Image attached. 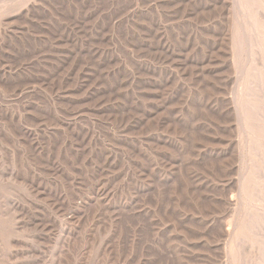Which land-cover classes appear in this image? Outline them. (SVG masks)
<instances>
[{
  "label": "rangeland",
  "instance_id": "374dc122",
  "mask_svg": "<svg viewBox=\"0 0 264 264\" xmlns=\"http://www.w3.org/2000/svg\"><path fill=\"white\" fill-rule=\"evenodd\" d=\"M247 1L0 0V264H264Z\"/></svg>",
  "mask_w": 264,
  "mask_h": 264
},
{
  "label": "bare ground",
  "instance_id": "6f19581e",
  "mask_svg": "<svg viewBox=\"0 0 264 264\" xmlns=\"http://www.w3.org/2000/svg\"><path fill=\"white\" fill-rule=\"evenodd\" d=\"M150 1H151V0H150ZM153 1H154V0H153ZM167 1H168V0H167ZM224 1H225V0H224ZM228 1H229V0H228ZM253 1H254V0H253ZM158 2H159V1H158ZM158 2H157V3H158ZM197 2H198V1H197ZM210 2H211V1H210ZM246 2H249V1H247V0H246V1H245V0H239V2H238V8H239V10H240V13H241V12H242L243 14H246V13H247L246 10H247L248 6H247ZM250 2H251V1H250ZM250 2H249V3H250ZM155 3H156V2H155ZM157 3H156V4H157ZM168 3H169V2H168ZM170 3H172V2H170ZM174 3H175V2H174ZM190 3H191V2H190ZM208 3H209V2H208ZM159 4H160V2H159ZM196 4H197V3H196ZM214 4H215V3H214ZM218 4H219V3H218ZM220 4H221V3H220ZM226 4H227V3H226ZM146 5H147V4H146ZM163 5H164V4H163ZM169 5H170V4H169ZM179 5H181V4L179 3ZM199 5H200V3H199ZM202 5H203V4H202ZM204 5H205V4H204ZM222 5H223V0H222ZM158 6H159V5H158ZM176 6H177V5H176ZM211 6H212V5H211ZM229 6H230V5H228V7L225 6V9L227 8V10H226L227 14H229V11H231V10H228ZM142 7H143V6H142ZM185 7H186V6H185ZM213 7H214V6H213ZM216 7H217V6H216ZM230 7H231V6H230ZM257 7H258V6H257ZM196 8H197V7H196ZM30 9H31V8H30ZM142 9H143V8H142ZM212 9H213V8H212ZM220 9H221V8H220ZM249 9H250V8H249ZM214 10H216V9H214ZM250 10H251V9H250ZM252 10H253V9H252ZM252 10H251V11H252ZM254 10H255V9H254ZM176 11H177V10H176ZM183 11H184V10H183ZM199 11H200V10H199ZM210 11H211V10H210ZM247 11H248V10H247ZM197 12H198V10H197ZM212 12H213V11H212ZM215 12H216V11H215ZM217 12H218V11H217ZM222 12H223V11H222ZM258 12L261 13L259 10H258ZM161 13H162V12H161ZM208 13H209V12H208ZM219 13H220V12H219ZM255 13H257L256 10H255ZM139 14H140V13H139ZM178 14H180V13H178ZM215 14H216V13H215ZM247 14H248V13H247ZM261 14H262V13H261ZM140 15L142 16V14H140ZM169 15H170V14H169ZM249 15L253 16V12H250ZM259 15H260V14H259ZM262 15H263V14H262ZM262 15H260V16H262ZM145 16H146V15H145ZM156 16H157V15H156ZM263 16H264V15H263ZM263 16H262L261 19H263ZM136 17H137V16H136ZM139 17H140V16H139ZM164 17H165V16H164ZM171 17H172V16H171ZM188 17H190V16H188ZM217 17H218V16H217ZM229 17H230V16H229ZM226 18H227V16H226ZM248 18H249V16H248ZM256 18H257V17H256ZM258 18H259V17H258ZM153 19H154V18H153ZM221 19H223V18H221ZM252 19H253V18H252ZM148 20H149V19H148ZM225 20H226V19H225ZM230 20H231V19H230ZM243 20H244V19H243ZM259 20H260V19H259ZM154 21H155V20H154ZM213 21H214V20H213ZM241 21H242V20H241ZM241 21H240V22H241ZM244 21H247L248 23L250 22L249 19H246V20H244ZM252 21H253V20H252ZM262 21H263V20H262ZM139 23H140V22H139ZM155 23H156V22H155ZM221 23H222V22H221ZM223 23H224V22H223ZM241 23H242V22H241ZM251 23H252V22H251ZM254 23H255V21H254ZM257 23H258V22H257ZM262 23H263V22H262ZM157 24H158V23H157ZM192 24H193V23H192ZM233 24H234V23H232V25H233ZM242 24H243V23H242ZM258 24H259V23H258ZM137 25H138V24H137ZM142 25H143V24H142ZM142 25H141V26H142ZM144 25H145V24H144ZM146 25H147V24H146ZM146 25H145V26H146ZM150 25H151V24H150ZM224 25H225V24H224ZM228 25H229V23H228ZM240 25H241V24H240ZM157 26H158V25H157ZM157 26H155V27H157ZM234 26H235V25H234ZM243 26H244V25H243ZM149 27H151V26H149ZM238 27H239V26H238ZM249 27H250V26H249ZM255 27H256V26H255ZM140 28H141V27H140ZM147 28H148V27H147ZM165 28H166V27H165ZM239 28H240V27H239ZM262 28H263V27H262ZM262 28H261V29H262ZM153 29H155L154 26H153ZM161 29H163V28H161ZM161 29H159V30H161ZM194 29H195V28H194ZM196 29H197V28H196ZM227 29H228V28H227ZM236 29H237V28H236ZM241 29H242V28H241ZM244 29H245V28H244ZM247 29H248V28H247ZM258 29H259V28H258ZM261 29H260V30H261ZM147 30H148V29H146L145 27H144V28L142 27L141 38H138V39H141V41H140L141 43H140L139 46H140L142 49H146V51H147V49H149V46H148V43H149V42H148L147 39H148L149 37H151V38L153 37V36H149V34L151 33L152 30L150 31V33H149ZM149 30H150V29H149ZM191 30H192V29H191ZM216 31H217V30H216ZM228 31H229V29H228ZM249 31H250V30H249ZM154 32L156 33L157 31L155 30ZM167 32H168V31H167ZM226 32H227V31H226ZM226 32H225V33H226ZM235 32H236V31H235ZM256 32H257V31H256ZM139 33H140V32H139ZM164 33H165V32H164ZM227 33H229V32H227ZM232 33H233V32H232ZM236 33L238 34V32H236ZM236 33H235V34H236ZM241 33H242V32H241ZM2 34H4V33H2ZM167 34H168V33H167ZM192 34H193V33H192ZM192 34H191V35H192ZM216 34H217V33H216ZM221 34H222V33H221ZM229 34H230V33H229ZM235 34H234V35H235ZM237 34H236V37H235L236 39L238 38V37H237ZM260 34H261V33H260ZM137 35H138V34H137ZM139 35H140V34H139ZM151 35H153V34H151ZM179 35H181V34L179 33ZM188 35H189V33H188ZM195 35H196V34H195ZM217 35H218V34H217ZM0 36H1V35H0ZM64 36H65V35H64ZM229 36H230V35H229ZM240 36H242V35H240ZM250 36H252V35L250 34ZM253 36H254V35H253ZM69 37H70V36H69ZM73 37H74V36H73ZM159 37H160V36H159ZM225 37H227V36H225ZM243 37H244V36H243ZM188 38H189V37H188ZM229 38H230V37H229ZM232 38H233V37H232ZM251 38H252V37H251ZM167 39H168V38H167ZM167 39H166V40H167ZM222 39H223V42H224V38H222ZM249 39H250V38H249ZM252 39L254 40V38H252ZM252 39H251L250 41H253ZM258 39H259V38H258ZM65 40H66V39H65ZM154 40H155V38H154ZM232 40H233V39H232ZM242 40H243V42L245 43L244 39H242ZM149 41H150V38H149ZM186 41H187V39H186ZM217 41H218V40H217ZM227 41H229V40H228V37H227ZM233 41H234V40H233ZM236 41H237V40H236ZM238 41H240L239 38H238ZM260 41H261V40H260ZM1 42H2V41H1ZM138 42H139V41H138ZM147 42H148V43H147ZM215 42H216V41H215ZM221 42H222V40H221ZM253 42H254V41H253ZM154 43H155V42H154ZM156 43H157V42H156ZM162 43H163V42H162ZM170 43H171V42H170ZM229 43H230V41H229ZM233 43H235V42H233ZM238 43H239V42H238ZM159 44H160V45H159ZM159 44L156 45V49H157L156 51H158V49H160V48L162 47L161 43H159ZM182 44H183V43H182ZM210 44H211V43H210ZM236 44H237V43H236ZM240 44H241V43H240ZM250 44H251V43H250ZM152 45H153V43H152ZM177 45H178V44H177ZM222 45H225V44H222ZM251 45H252V44H251ZM262 45H263V42H262ZM234 46H235V44L233 45V47H234ZM152 47H153V46H152ZM163 47H164V46H163ZM210 47H211V46H210ZM218 47H219V46H218ZM227 47H228V46H227ZM254 47H255V46H254ZM141 48H140V49H141ZM150 48H151V47H150ZM165 48H166V47H165ZM178 48H179V47H178ZM228 48H229V47H228ZM228 48H227V50H225V52H224L225 54H226V52L228 51ZM234 48H235V47H234ZM249 48H251V47H249ZM255 48H256V47H255ZM173 49H174V48H173ZM173 49H172V50H173ZM236 49H237V48H236ZM256 49H257V48H256ZM152 50H153V49H152ZM160 50H161V49H160ZM165 50H166V49H165ZM223 50H224V49H223ZM146 51H145V52H146ZM149 51H150V49H149ZM187 51H189V50H187ZM212 51H213V50H212ZM249 51H251V50H249ZM151 52H152V51H151ZM153 52H155V50H154ZM158 52H159V51H158ZM160 52H161V51H160ZM164 52H167V51H164ZM164 52H163V53H164ZM171 52H172V51H171ZM175 52H176V51H175ZM190 52H191V51H190ZM245 52H246V51H245ZM252 52H253V51H252ZM256 52H257V51H256ZM258 52H259V51H258ZM258 52L256 53L257 55H258ZM247 53H248V52H247ZM254 53H255V50H254ZM259 53H260V52H259ZM144 54L147 55L146 53H144ZM158 54H159V53H158ZM187 54H188V53H187ZM191 54H192V53H191ZM214 54H215V53H214ZM235 54H236V52H235ZM249 54H250V53H249ZM262 54H263V56H264V53H262ZM138 55H139V54H138ZM148 55H149V54H148ZM151 55H152V54H151ZM154 55H155V54H154ZM170 55H171V54H170ZM218 55H219V54H218ZM251 55H252V53H251ZM140 56H141V55H140ZM155 56H156V55H155ZM155 56H154V57H155ZM157 56H158V55H157ZM179 56H180V55H179ZM186 56H187V55H186ZM215 56H216V55H215ZM222 56H223V55H222ZM229 56H230V53H229ZM263 56H261V58H262ZM148 57H149V56H148ZM154 57H153V58H154ZM170 57H171V56H170ZM181 57H182V56H181ZM183 57H184V56H183ZM196 57H197V56H196ZM211 57H212V56H211ZM251 57L253 58V56H251ZM257 57H258V56H257ZM149 58L151 59L152 57H149ZM155 58H157V57H155ZM158 58H159V56H158ZM158 58H157V59H158ZM190 58H191V57H190ZM194 58H195V57H194ZM215 58H216V57H215ZM215 58H214V59H215ZM227 58H228V57H227ZM247 58H248V57H247ZM254 58H255V57H254ZM108 59H109V57H108ZM143 59H144V58H143ZM161 59H162V58H161ZM185 59H186V58H185ZM217 59H218V58H217ZM257 59H259V57H258ZM153 60H154V59H153ZM187 60H188V59H187ZM196 60H197V59H196ZM222 60H223V58H222ZM230 60H231V59H230ZM253 60H256V59H253ZM253 60H252V61H253ZM259 60H260V59H259ZM259 60L256 61V62H259ZM183 61H184V59H183ZM192 61H193V60H192ZM261 61H262V60H261ZM69 62H70V61H69ZM159 62H160V60H159ZM195 62H196V61H195ZM200 62H201V60H200ZM179 63H180V62H179ZM189 63H190V62H189ZM206 63H208V62H206ZM222 63H223V62H222ZM254 63H255V62H254ZM254 63H253V64H254ZM137 64H138V63H137ZM145 64H146V63H145ZM155 64H156V63H155ZM163 64H164V63H163ZM167 64H168V63H167ZM191 64H192V63H191ZM216 64H217V63H216ZM259 64H261V63H259ZM106 65H107V63H106ZM160 65H161V64H160ZM173 65H174V64H173ZM257 65H258V64H257ZM262 65H263V64H262ZM262 65H260V66H262ZM64 66H65V65H64ZM191 66H192V65H191ZM212 66H213V65H212ZM220 66H221V63H220ZM228 66H229V65H228ZM251 66H252V65H251ZM68 67H69V66H68ZM141 67H142V66H141ZM146 67H147V66H146ZM152 67H154V66H152ZM178 67H179V66H178ZM136 68H137V67H136ZM142 68H143V67H142ZM142 68H141V69H142ZM148 68H150V66H148L147 69H148ZM261 68L263 69L264 67L262 66ZM5 69H6V68H5ZM20 69H21V68H20ZM192 69H193V68H192ZM202 69H204V68H202ZM211 69H212V68H211ZM249 69H252V68H249ZM258 69H259V67H258ZM139 70H140V69H139ZM143 70H144V69H143ZM145 70H146V69H145ZM152 70H153V68H152ZM205 70H206V69H205ZM207 70H208V69H207ZM225 70H226V69H225ZM259 70H260V69H259ZM7 71H8V70H7ZM66 71H67V70H66ZM149 71H150V70H149ZM153 71H154V70H153ZM198 71H199V70H198ZM250 71H251V70H250ZM254 71H255V70H254ZM254 71H253V72H254ZM69 72H70V71H69ZM179 72H180V71H179ZM181 72H182V71H181ZM218 72H219V71H218ZM220 72H221V71H220ZM220 72H219V73H220ZM232 72H233V71H232ZM261 72H263V70H262ZM7 73H8V72H7ZM85 73H87V72H85ZM143 73H145V71H144ZM155 73H156V72H155ZM155 73H154V75H155ZM174 73H175V72H174ZM201 73H202V72H201ZM227 73H228V72H227ZM248 73H249V72H248ZM248 73H247V74H248ZM250 73H252V72H250ZM257 73H258V72H257ZM64 74H65V73H64ZM81 74H82V73H81ZM100 74H101V73H100ZM148 74H149V72H148ZM150 74H151V73H150ZM186 74H187V73H186ZM210 74H211V73H210ZM245 74H246V73H245ZM263 74H264V73H263ZM161 75H162V74H161ZM2 76L4 77V75H2ZM6 76H7V75H6ZM8 76H9V75H8ZM140 76H141V75H140ZM147 76H148V75H147ZM156 76H157V75H156ZM192 76H193V75H192ZM211 76H212V75H211ZM251 76H252V75H251ZM251 76H250V77H251ZM64 77H65V76H64ZM98 77H99V76H98ZM152 77H153V76H152ZM177 77H178V76H177ZM245 77H246V76H245ZM247 77H249V76H247ZM255 77H256V76H255ZM257 77H259V76H257ZM6 78H7V77H6ZM194 78H195V76H194ZM212 78H213V77H212ZM214 78H215V77H214ZM253 78H254V77H253ZM7 79H8V78H7ZM66 79H67V78H66ZM142 79H143V78H142ZM158 79H159V78H157V80H158ZM240 79H241V78H240ZM244 79H245V78H244ZM263 79H264V78H263ZM254 80H255V79H254ZM254 80H252V81H254ZM257 80H259V79L257 78ZM260 80H261V79H260ZM0 81H1V80H0ZM77 81H78V80H77ZM173 81H174V80H173ZM200 81H201V80H200ZM246 81H247V80H246ZM248 81H249V78H248ZM163 82H164V81H163ZM166 82H167V81H166ZM215 82H216V80H215ZM218 82H219V81H218ZM225 82H226V81H225ZM51 83H52V82H51ZM55 83H56V82H55ZM72 83H73V82H72ZM150 83H151V82H150ZM204 83H205V82H204ZM216 83H217V82H216ZM227 83H228V82H227ZM246 83H248V82H246ZM256 83H258V82H256ZM256 83H255V85L253 84L255 87H256V85H257ZM66 84H67V83H66ZM141 84H142V83H141ZM147 84H148V83H147ZM151 84H152V83H151ZM217 84H218V83H217ZM83 85H84V83H83ZM88 85H89V84H88ZM148 85H149V84H148ZM153 85H155V84H153ZM153 85H152V87H153ZM46 86H47V85H46ZM218 86H219V84H218ZM224 86H225V85H224ZM224 86H223V87H224ZM54 88H55V87H54ZM154 88H158V87H154ZM161 88H162V87H161ZM168 88H169V87H168ZM176 88H177V87H176ZM212 88H213V87H212ZM221 88H222V86H221ZM246 88H247V90H248V87H246ZM60 89H61V88H60ZM73 89H74V88H73ZM141 89H142V88H141ZM141 89H140V90H141ZM210 89H211V88H210ZM216 89H217V88H216ZM252 89L255 90V88H252ZM56 90H57V89H56ZM63 90H64V89H63ZM157 90H158V89H157ZM249 90H250V89H249ZM254 90H253V91H254ZM64 91H65V90H64ZM160 91H161V89H160ZM175 91H176V90H175ZM216 92H217V91H216ZM250 92H251V91H250ZM20 93H21V92H20ZM20 93H19V94H20ZM64 93H65V92H64ZM152 93H153V92H152ZM172 93H173V92H172ZM244 93L249 94V93H247V92H244ZM97 94H98V93H97ZM154 94H155V93H154ZM216 94H217V93H216ZM251 94L253 95L252 92H251ZM251 94H250V95H251ZM64 95H65V94H64ZM147 95H148V94H147ZM151 95H152V94H151ZM157 95H158V94H157ZM163 95H164V94H163ZM250 95H249V96H250ZM252 95L250 96L251 98H252ZM253 96H255V97L257 98L256 95H253ZM258 96H259V95H258ZM62 98H63V97H62ZM138 98H139V97H138ZM157 98H158V97H157ZM220 98H221V97H220ZM55 99H56V98H55ZM152 99H153V98H152ZM59 100H60V99H59ZM216 100H217V99H216ZM254 100L257 101L258 99H257V100L254 99ZM259 100H260V98H259ZM245 101H246V100H244V102H245ZM211 102H212V101H211ZM214 102H215V101H214ZM162 103H164V102L162 101ZM227 103H228V102H227ZM259 103H261V101H259ZM143 104H144V103H143ZM214 104H215V103H214ZM247 104L249 105V103H247ZM247 104H244V105H247ZM205 105H206V104H205ZM210 105H211V104H210ZM242 105H243V104H242ZM244 105H243V106H244ZM146 106H147V105H146ZM157 106H158V105H157ZM222 106H223V104H222ZM224 106H225V105H224ZM224 106H223V107H224ZM218 107H220V106L218 105ZM246 107H248V106H246ZM147 108H148V107H147ZM164 108H165V107H164ZM221 108H222V107H221ZM241 109H242V108H241ZM243 109L246 110L247 108H245V106H244ZM248 109H249V107H248ZM260 109H262V107H261ZM260 109H259V111H261ZM214 110H215V109H214ZM217 110H218V109H217ZM217 110H216V111H217ZM230 110H231V109H230ZM256 110H257V109H255L254 112H255V113H258ZM139 111H140V110H139ZM208 111H209V110H208ZM225 111H226V110H225ZM242 111H243V110H242ZM246 111H251V110L249 109V110H246ZM262 111H263L262 113H264V110H262ZM147 112H148V111H147ZM155 112H156V110H154L153 113H149V112L146 113V112H144V111H141V116H140V119L138 120V121H139V125H140V127L144 128V125L147 124L149 121L152 120V117L154 116ZM231 112H232V111H231ZM254 112H253V113H254ZM241 113H242V112H241ZM250 113H251V112H250ZM253 113H252V115L255 116ZM259 113H260V112H259ZM259 113H258V114H259ZM258 114H257V115H258ZM232 115H233V114H232ZM262 115H264V114H262ZM262 115L259 114L258 116H262ZM169 116H170V115H169ZM224 116H225V115H224ZM226 116H227V115H226ZM249 117L251 118L252 116H249ZM170 118H171V117H170ZM255 118H257V117H255ZM260 118H261V120H262L264 117H263V118L260 117ZM172 119H174V118H172ZM172 119H171V120H172ZM154 120H155V119H154ZM159 120H160V119H159ZM168 120H169V119H168ZM175 120H176V119H175ZM218 120H219V119H218ZM251 120H253V118H252ZM257 120H258V119H256V121H254V120H253V121L256 122V123H258L260 120H259L258 122H257ZM263 120H264V119H263ZM232 121H233V120H232ZM151 122H152V121H151ZM173 122H174V121H173ZM263 122H264V121H263ZM166 123H167V122H166ZM169 123H170V122H169ZM222 123H223V122H222ZM260 123H261V121L259 122V124H260ZM223 124H224V123H223ZM246 124H247V123H246ZM163 125H164V124H163ZM165 125H166V124H165ZM243 125H244V124H243ZM250 125H251V124H250ZM257 125H258V124H256V126H257ZM68 126H69V125H68ZM148 126H149V125H148ZM251 126H252V125H251ZM253 126H254V125H253ZM262 126H264V125H262ZM73 127H74V126H73ZM137 127H138V126H137ZM153 127H154V125H153ZM66 128H67V127H66ZM259 128H261V127H259ZM263 128H264V127H263ZM261 129H262V128H261ZM23 130H24V129H23ZM144 130H145V129H144ZM192 130H193V128H192ZM259 130H260V129H259ZM236 131H237V130H236ZM247 131H248V130H247ZM261 131H263V130H261ZM143 132H144V131H143ZM261 133H262V132H261ZM263 133H264V131H263ZM29 135H30V134H29ZM246 135H247V134H246ZM258 135H259V134H258ZM262 136H264V134H263ZM147 137H148V136H147ZM247 139H248V138H247ZM161 140H162V139H161ZM253 140H254V139H253ZM143 141H144V140H143ZM156 141H157V140H156ZM164 141H165V140H164ZM256 141H257V140H256ZM261 141H262V140H261ZM141 143H142V142H141ZM162 143H163V142H162ZM257 143H258V142H257ZM250 144L252 145V143H250ZM263 144H264V143H263ZM142 145H143V144H142ZM143 146H144V145H143ZM146 146H147V145H146ZM169 147H170V146H169ZM259 147H260V146H259ZM154 148H155V147H154ZM141 153H142V152H141ZM261 153H262V152H261ZM223 156H224V155H223ZM151 158H152V157H151ZM142 159H143V157H142ZM227 159H228V158H227ZM108 160H109V159H108ZM145 161H146V160H145ZM151 162H152V161H151ZM147 165H148V164H147ZM149 166H150V165H149ZM153 166H154V165H153ZM140 168H141V167H140ZM143 168H144V167H143ZM149 168H150V167H149ZM154 168H155V167H154ZM155 172H156V171H155ZM157 172H158V171H157ZM141 174H144V169L141 170ZM249 176H250V175H249ZM254 176H255V175H254ZM254 176H252V178H253ZM143 177H144V176H143ZM143 177H142V178H143ZM155 177H156V176H155ZM252 178H251V179H252ZM256 178H257V177H256ZM156 180H157V179H156ZM254 180H255V179H254ZM31 181H32V180H31ZM226 184H227V183H226ZM140 185H141V184H140ZM143 186H144V185H143ZM252 186H254V184H252ZM145 188H146V187H145ZM145 188H144V189H145ZM148 188H149V187H148ZM243 188H244V187H243ZM248 188H250V186H249ZM258 188H259V187H258ZM253 189L255 190V187H254ZM262 189H263V188H262ZM137 190H138V189H137ZM140 190H141V189H140ZM249 190H250V189H249ZM249 190H248V191H249ZM256 190L259 191V189H257V188H256ZM248 191H247V192H248ZM261 192H262V191H261ZM102 193H103V191H102ZM249 193H250V192H249ZM146 194H147V193H146ZM257 194H258V193H257ZM95 195H96V194H95ZM138 195H139V194H138ZM248 195H249V194H248ZM254 195H255V194H254ZM262 195H263V194H262ZM105 196H106V195H105ZM251 196H252V195H251ZM103 197H104V196H103ZM252 198H253V197H252ZM258 198H259V196H258ZM261 198H263V196H261ZM229 199H230V198H229ZM256 200H257V197H256ZM263 200H264V199H263ZM108 201H109V200H108ZM232 201H233V200H232ZM259 202H261V199H259ZM226 203H227V202H226ZM230 203H231V202H230ZM248 203H249V202H248ZM228 204H229V203H228ZM256 204H257V203H256ZM143 210H144V209H143ZM141 213H142V212H141ZM77 216H78V215H77ZM221 229H222V228H221ZM224 230H225V229H224ZM235 230H236V229H235ZM235 232H236V231H235ZM229 233H230V232H229ZM228 236H229V235H228ZM228 236H227V237H228ZM124 237H128V236H125V235H124ZM134 239H135V238H134ZM122 240H123V239H122ZM126 240H127V239H126ZM121 243H122V242H121ZM130 243H131V242H130ZM123 244H124V243H123ZM122 250H123V249H122ZM130 250H131V249H130ZM124 252H125V251H124Z\"/></svg>",
  "mask_w": 264,
  "mask_h": 264
}]
</instances>
